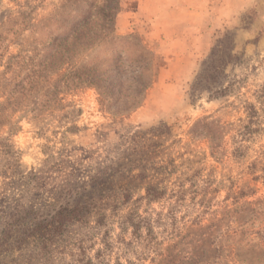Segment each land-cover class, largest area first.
I'll use <instances>...</instances> for the list:
<instances>
[{
    "label": "rangeland",
    "instance_id": "rangeland-1",
    "mask_svg": "<svg viewBox=\"0 0 264 264\" xmlns=\"http://www.w3.org/2000/svg\"><path fill=\"white\" fill-rule=\"evenodd\" d=\"M0 264H264V0H0Z\"/></svg>",
    "mask_w": 264,
    "mask_h": 264
},
{
    "label": "trees",
    "instance_id": "trees-1",
    "mask_svg": "<svg viewBox=\"0 0 264 264\" xmlns=\"http://www.w3.org/2000/svg\"><path fill=\"white\" fill-rule=\"evenodd\" d=\"M90 14H91V16H92L93 12L91 11ZM86 15H87V14H86ZM82 16H83V15H81V17H82ZM88 16H90L89 13H88ZM88 16L84 17V19H85V18H89ZM84 22H87V21H84ZM85 24H87V23H85ZM249 126H250V125H249ZM249 126L244 127V130H246V131H245V133L243 134L242 139H245V141H248V140L250 139V137H251L250 135L253 133V131L251 130V127H249ZM246 139H247V140H246ZM148 194H149V196L151 195L149 191H148ZM61 224H63V223H61Z\"/></svg>",
    "mask_w": 264,
    "mask_h": 264
}]
</instances>
